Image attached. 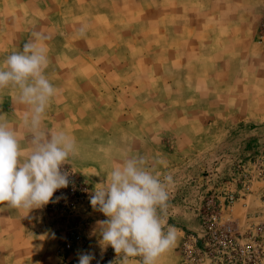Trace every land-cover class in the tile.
Listing matches in <instances>:
<instances>
[{
  "label": "rangeland",
  "instance_id": "374dc122",
  "mask_svg": "<svg viewBox=\"0 0 264 264\" xmlns=\"http://www.w3.org/2000/svg\"><path fill=\"white\" fill-rule=\"evenodd\" d=\"M8 12L48 37L58 92L44 127L74 137L78 154L62 168L69 186L43 208L0 203V264H78L81 253L120 264L100 244L107 217L90 195L125 156L162 160L155 170L174 180L167 223L177 238L158 264H264V0H0V17ZM187 15L201 37L184 33ZM73 29L80 46L68 41ZM16 95L0 90V116L27 150ZM218 227L228 237L214 238Z\"/></svg>",
  "mask_w": 264,
  "mask_h": 264
},
{
  "label": "clouds",
  "instance_id": "9594fccd",
  "mask_svg": "<svg viewBox=\"0 0 264 264\" xmlns=\"http://www.w3.org/2000/svg\"><path fill=\"white\" fill-rule=\"evenodd\" d=\"M79 31L83 34L85 28ZM46 39L42 33H33L23 49L8 55L0 67V90L17 92L16 101L27 109L20 126L30 135L28 149H22L21 137L0 116V203L28 213L43 208L58 189L69 186V173L62 168L78 154L74 137L62 129L44 127L47 109L58 92L46 75ZM163 163L125 156L90 195L92 208L107 217L97 222L100 244L105 249L111 246L120 264H130L134 257L140 258L137 264H158L175 244L177 230L167 223L174 180L155 170ZM93 259L92 254L81 253L78 264H90Z\"/></svg>",
  "mask_w": 264,
  "mask_h": 264
},
{
  "label": "crops",
  "instance_id": "0c3cea01",
  "mask_svg": "<svg viewBox=\"0 0 264 264\" xmlns=\"http://www.w3.org/2000/svg\"><path fill=\"white\" fill-rule=\"evenodd\" d=\"M4 5H9V4H5ZM239 14H235V20L237 21L239 18L238 16ZM204 17V15H202L201 13H199L198 17L195 20H202ZM0 22L2 23L1 27H0V54H5V55H10L12 52H18L21 51L23 49V47H21L20 45H15V42L17 41V37H24V41H30L32 39V35L34 33V30L31 29V20L28 18L23 17L22 15L20 17H17L15 14H13L12 12H8L5 16L0 17ZM30 20V21H28ZM193 20L189 15L186 16L185 18V24H184V33L186 35H194V36H202L203 35V29L198 27L197 25H194L193 23L188 22ZM19 32V34H18ZM162 32L167 33L169 36L172 35V30H162ZM69 34L68 37V41H71L72 44L76 47V46H80L78 44L76 35H77V31L73 30H68L67 32ZM57 40H59V43H63L64 40H62L60 37H57ZM90 43V42H89ZM196 45L194 48L195 50H198L199 52L203 51V46H202V42L200 40L195 41ZM90 46V44H87V47ZM86 47V46H84ZM61 48H63V46L61 45ZM64 50L61 49V52H63ZM72 51V50H71ZM57 52V51H56ZM114 68V67H112ZM54 100V99H53ZM55 113L56 115L54 116V118H56L57 122L60 123V125H64V123H68L67 120H65V114H63L61 112V110H56L55 109ZM72 112L74 113V109H72ZM71 112V113H72ZM67 116V115H66ZM69 116H75V115H69ZM50 115H45V118H49ZM78 127V126H77ZM141 145V144H140ZM141 155H142V151ZM140 154V153H139ZM9 215L8 217L11 220L16 219V215L15 214H10V212L8 211Z\"/></svg>",
  "mask_w": 264,
  "mask_h": 264
},
{
  "label": "built area",
  "instance_id": "2783aa9c",
  "mask_svg": "<svg viewBox=\"0 0 264 264\" xmlns=\"http://www.w3.org/2000/svg\"><path fill=\"white\" fill-rule=\"evenodd\" d=\"M69 175H72V173L71 172H69ZM227 224H229V221L227 222ZM230 227V226H229ZM221 227H218V228H216V229H214L213 230V234H212V236L214 237V238H218L219 237V234L220 235H222L220 232L221 231H219V229H220ZM222 236H224V237H228V234H223ZM73 243H74V239H73V237H71V236H69V237H67L66 239H65V248H68V249H70V248H72L73 247Z\"/></svg>",
  "mask_w": 264,
  "mask_h": 264
}]
</instances>
